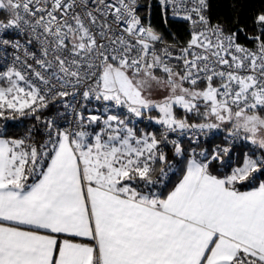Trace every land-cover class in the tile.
Here are the masks:
<instances>
[{
	"label": "snow or ice",
	"instance_id": "6c2138e0",
	"mask_svg": "<svg viewBox=\"0 0 264 264\" xmlns=\"http://www.w3.org/2000/svg\"><path fill=\"white\" fill-rule=\"evenodd\" d=\"M159 3L183 47L139 0H0V120L42 125L0 129V264H264V12L253 49L208 0Z\"/></svg>",
	"mask_w": 264,
	"mask_h": 264
},
{
	"label": "trees",
	"instance_id": "16d2710c",
	"mask_svg": "<svg viewBox=\"0 0 264 264\" xmlns=\"http://www.w3.org/2000/svg\"><path fill=\"white\" fill-rule=\"evenodd\" d=\"M209 1V16L213 22H217L225 27L228 31H236L238 28L243 29L242 33H238V40L244 43L252 44L253 42L247 39L248 36L256 34L253 25L254 18L264 12V0H208ZM147 9L143 12L142 17H148L144 22L151 23L152 27L163 34L164 38L171 42L186 43L189 40V30L186 23L166 17L156 0H144ZM44 112H47L45 110ZM155 115V113H153ZM192 122H197L192 118ZM17 125H19L17 127ZM36 125L40 127V123L32 118L24 119L18 124H12L8 129L9 136L19 137L23 135L27 127ZM40 138V137H38ZM187 149L196 147L188 141L181 142ZM216 146L224 147L225 141L222 137H216L211 140L202 142L197 150L207 149L209 152ZM245 149L235 148L232 156L231 166L238 167L243 163ZM171 156V153H169ZM215 167H220L219 162H214ZM228 169H224L227 171Z\"/></svg>",
	"mask_w": 264,
	"mask_h": 264
},
{
	"label": "built area",
	"instance_id": "2783aa9c",
	"mask_svg": "<svg viewBox=\"0 0 264 264\" xmlns=\"http://www.w3.org/2000/svg\"><path fill=\"white\" fill-rule=\"evenodd\" d=\"M139 2H140L142 5H144V7H142V8L140 9V15L142 16L143 12L147 9V6H146L144 0H139ZM156 2H157V4L159 5V7L161 8L163 14H164L166 17H169V18H172V19H176V20H179V21H182V22L186 23L187 26H188L189 35H190L191 25H190V22H188V21H186V20H184V19L182 18V17H183V13H181L180 15H176V16H174L171 7H169L167 10H165L164 7L159 3V0H156ZM208 10H209V1H208ZM205 15H206L207 17L210 18V16H209V12H208V11L205 12ZM210 20H211V18H210ZM211 22H212L213 24H216V23H217V22H213L212 20H211ZM145 24H146V23H145ZM8 38H10V39H11V38L21 39V41L23 40L22 37H8ZM189 39H190V37H189ZM165 41H166L168 44L176 45L177 47H183V46L186 44V43H179V42H171V41H168V40H166V39H165ZM238 42L241 43V44H243V45H245L246 47H249V48H253V49H254V47H255L254 43L249 44V43L241 42V41H239V40H238ZM158 47H159V45H158ZM89 107L91 108L92 105H89ZM57 110H59L60 113H63V112H64V109L59 105L58 102L56 103V106H55V107L50 106V108L47 109V112H44L42 115H43L44 117L52 118V117H55V116H56ZM67 118H68L69 120L72 119L71 116H68ZM23 120H24L23 118H18V119L15 120V121H5V120H0V129H3L5 125H8V129H9L10 126H11L12 124H18V123L22 122ZM143 126H144V125H141V127H143ZM41 127H42V125H40L39 128H41ZM156 127H159V126H156ZM151 130H155V128H152ZM216 137H222V138L224 139V141H225V146H229V145L227 144V141H226V138H227V131H226V130H221V131H219V132H217V130H212V131L208 132V134H207L206 136H203V135H202V136H201V139H200V141H199V145H200L202 142H205V141H207V140H211V139L216 138ZM173 138H175V137H173ZM182 141H188V142H190L191 144H193V143H192L189 139H187V138H182V139H181V142H182ZM193 145L196 146V144H193ZM230 147H231V151H230L227 155L224 156V161H225V162H229V161L232 160V156H233V154H234V150H235V148H242V149H245V150H246L247 152H249L250 154H252V151H253L252 148H250V147H248L247 145L243 144V143H242L241 141H239V140H237V141H235L234 143H232V144L230 145ZM197 151L199 152L200 150H197ZM258 154H259V153H258Z\"/></svg>",
	"mask_w": 264,
	"mask_h": 264
},
{
	"label": "crops",
	"instance_id": "0c3cea01",
	"mask_svg": "<svg viewBox=\"0 0 264 264\" xmlns=\"http://www.w3.org/2000/svg\"><path fill=\"white\" fill-rule=\"evenodd\" d=\"M247 154L251 155L250 153L247 152ZM240 166V165H239Z\"/></svg>",
	"mask_w": 264,
	"mask_h": 264
},
{
	"label": "bare ground",
	"instance_id": "6f19581e",
	"mask_svg": "<svg viewBox=\"0 0 264 264\" xmlns=\"http://www.w3.org/2000/svg\"><path fill=\"white\" fill-rule=\"evenodd\" d=\"M249 153V152H248Z\"/></svg>",
	"mask_w": 264,
	"mask_h": 264
}]
</instances>
